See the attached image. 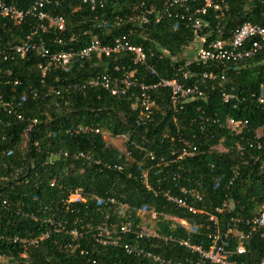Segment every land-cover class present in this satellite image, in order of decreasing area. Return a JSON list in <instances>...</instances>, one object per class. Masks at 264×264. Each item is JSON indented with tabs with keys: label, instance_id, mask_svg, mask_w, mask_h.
Instances as JSON below:
<instances>
[{
	"label": "trees",
	"instance_id": "trees-1",
	"mask_svg": "<svg viewBox=\"0 0 264 264\" xmlns=\"http://www.w3.org/2000/svg\"><path fill=\"white\" fill-rule=\"evenodd\" d=\"M34 1L0 0L16 9H25ZM167 1L95 0L96 6L90 10L81 0H60L58 6L47 7V12L50 16L64 18L62 45L53 43L55 35L51 29L45 34L37 32L32 40L40 41L52 53L70 48L82 49L92 37L102 45L125 37L131 44L143 48L146 63L152 65L157 73V76L148 75L138 67L137 78L147 84L154 83L158 77L172 75L170 64L176 66L183 62V57L190 58L184 54L192 41L190 29L185 22L163 18L144 30L136 21L129 19L138 15L141 2L146 8L162 10ZM225 1L228 12L223 19H214L212 10H207L202 17L206 26L201 34L207 41L227 39L243 23L264 26L261 17L264 0ZM36 24L34 18H27L17 26L0 17V48L21 44ZM69 38L72 40L68 41ZM130 57L111 55L97 59L92 56L64 70H51L42 82L37 66L44 64L46 59L35 51H30L22 59L0 61V94L5 100L19 104L16 109L22 116V120H18L13 115L0 114V233L21 238L42 234L46 226L24 215L28 212L40 214L44 207L61 209L60 217L64 218L66 229L80 230L77 248L66 246L70 241L66 234H52L36 246L27 248L24 259L20 257L23 250L18 245L0 242V251L11 257L9 264H154L148 259L125 253L123 243L139 245L174 262L192 264L196 260L195 254L178 244L157 239L136 241L132 236L123 235L116 246L100 245L94 240V229L102 223L125 222L128 216L135 226L140 227L142 218L134 213L146 208L157 214L153 226L157 233L206 247V237L212 225L167 203L160 190L176 194L179 187H194L203 192V201L210 207L224 199L232 201L234 208L218 216L221 229L229 216H247L264 204V169L260 170L264 159V107H257L250 98V94L257 91L258 84L264 82V52L247 60L238 74L230 70L226 72L225 87H232L238 101L221 102L217 90L224 83L220 81L203 86V99L183 106L176 115L181 136L189 140L194 135L205 143L192 142L198 146L195 157L157 167L155 163L160 157L169 159V153L180 147L176 141L170 140L175 136V128L171 123L167 91L154 92L155 108L151 119L140 125L136 121L137 111L132 107V98L109 96L98 87L87 86L98 74L117 75L113 70L115 66L131 69ZM7 70L10 71L8 77L5 76ZM190 70L198 75L208 69L192 64ZM13 78H17L20 85L6 83ZM178 79L181 81L180 76ZM82 84L86 85L85 88L81 87ZM68 85L74 88L65 91L64 87ZM30 89L39 93L48 89L59 93L50 92L46 97L32 99L28 94ZM22 96L24 100L20 102ZM198 110L219 118L246 121V125L239 136H230L226 130L212 124L206 125L205 130L199 133L196 123ZM32 120H35L34 124ZM79 126L98 127L112 138L122 137V148L129 157L117 147L106 145L101 134L76 131ZM257 132L260 134L257 140L261 144L260 150H244L240 156L235 150L238 139L251 140ZM215 146L223 150L218 152L214 150ZM78 153L97 160L99 164L80 158ZM148 153L155 157L154 161L148 160ZM51 155H56L55 159L48 163ZM249 155L258 157L257 161L253 162ZM104 164L118 165L121 169L107 170L102 166ZM16 169H21V173L14 177ZM144 170H147L148 182L157 191L156 195L140 183ZM232 170L237 174L233 175ZM51 181L53 186L49 185ZM75 188L82 189L86 203L66 205L67 192ZM94 196L102 199L111 197L124 203L128 211L120 216L115 207L97 206L92 199ZM3 201H6L5 206L1 205ZM208 210L212 211V208ZM163 216L184 219L189 225L194 224L195 231L190 233ZM263 257L264 231L252 233L245 243V253L234 255L232 260L236 264H258Z\"/></svg>",
	"mask_w": 264,
	"mask_h": 264
},
{
	"label": "built area",
	"instance_id": "built-area-1",
	"mask_svg": "<svg viewBox=\"0 0 264 264\" xmlns=\"http://www.w3.org/2000/svg\"><path fill=\"white\" fill-rule=\"evenodd\" d=\"M59 1L60 0H35L25 9H16L11 5L0 2V17L8 19L14 25H21L27 18H34L37 21V24L29 31L21 44L0 48V61H13L16 58L22 59L30 51H35L42 58L46 59L44 64H39L37 66L40 82H42L51 70L57 68L64 70L70 65L87 61L92 56L99 59L100 57L108 58L111 55H130L131 57L129 60L131 62V69H125L123 67L118 68L115 66L113 70L118 73L117 75L98 74L87 83V86L98 87L109 96H129L132 98L134 101L132 107L137 111L136 121L140 125H145L151 119V114L155 108L154 92L157 90L167 91L171 123L175 128V136L170 140L176 141L180 147L169 153L171 154L169 159L160 157L158 162L155 163L156 167L159 166V164L170 165L195 157L198 152L196 147L198 146L193 145L192 142L205 143L203 142L204 140L195 138L194 135H192L189 140L181 136L176 115L183 109V106L186 103L203 99V86L220 81L224 83L223 86L219 87L217 90L221 102L230 103L231 101H238L239 99L234 95L232 87L228 89L225 87V82L227 80L226 72L230 70L238 74L240 68L245 65L247 60L264 52V26L243 23L233 30L227 39L222 40L207 41L206 37L201 34L202 28L206 26L202 17L206 15L207 10H212L214 12V19L216 20L225 17L228 12V4L225 0H168L162 10L146 8L144 3L141 2L138 15L134 19L130 18L129 21H136L138 25H141L143 29L146 30L147 26L150 24H157L163 18H172L185 22V26L190 29L192 35V41L184 51V54L186 51H191V57H183V62L176 66L170 64L169 68L172 73L170 77H158L154 83L147 84L137 78L136 68L140 67L148 75L152 76H157V73L152 65L146 63V54L143 48L131 44L125 37L115 38L108 45H102L95 37H92L88 44L82 49L73 50L70 48L68 51L52 53L49 52L40 41H33L32 37L35 36L37 32L45 34L51 29L55 35L53 43L62 45V36L65 31L64 18L57 15L50 16L47 12V7L58 6ZM81 3L88 5L90 10H93L96 6L95 0H81ZM261 17L264 19V10L261 12ZM71 40L72 38L68 39V41ZM192 45H194L193 50H189ZM158 57L160 58V56ZM176 61L177 60L174 62ZM192 64L204 66L208 70L197 75L190 70ZM5 76H10L9 70L5 72ZM179 76L181 81L178 79ZM187 80H191V82L185 84L184 82ZM6 83L12 86L20 85V81L17 78L8 80ZM85 86V84L81 85L82 88H85ZM70 87L74 88V86L68 85L64 87L65 91H68ZM50 92L55 94L59 93V91L54 92L49 89L39 93L30 89L28 94L32 99H37L38 97L48 96ZM250 98L253 99L257 107H264V82L258 84L257 91L251 93ZM23 100L24 96L20 98V102ZM240 100H242V98ZM17 107H19V104L15 105L12 101L5 100L3 95L0 94V114L13 115L16 119L22 120L21 114L16 109ZM198 111L199 115L197 116L196 123L198 124L197 128L199 133L205 130L206 125L212 124L226 130L230 136H239L246 125V121L234 120L229 117L219 118L215 114L206 115L203 110ZM32 123L34 124L35 120H32ZM26 131L28 132L29 128H27ZM76 131L80 133L101 134V137L108 146H114L113 140L115 139H122V142H124L122 137L112 138L107 132L100 130L98 127L79 126ZM107 138L108 140L106 141ZM259 138L260 134L258 132L255 133L251 140L239 138L235 144L236 152L240 156H243L244 150H260L261 144L257 141ZM34 146H36V144H34ZM119 150L129 157L128 153H126L123 148ZM214 150L221 152L223 149L220 146H215ZM63 155L65 156V154ZM55 156L56 155H51L48 159V163L53 162ZM77 156L85 158L93 164H99L97 160H92L83 153H78ZM249 156L253 162L258 159V157ZM148 160L154 161L155 157L151 153H148ZM102 166L107 170L121 169L118 165L104 164ZM210 167L212 168V166ZM262 169H264V159L260 165V170ZM20 173L21 169H16L13 176L16 177ZM232 173L233 175L237 174L234 170H232ZM139 180L147 191H151L154 195L157 194V191L153 190L148 182L147 170L141 173ZM0 181H2V179ZM229 183H231V181ZM53 184V181H51L49 185L53 186ZM160 195L167 203L192 216L199 217L212 225V230L206 237L208 243L206 247L201 243L192 245L188 240L172 236H163L155 230L150 231L142 227H137L130 220L129 216L125 222H119L117 224L102 223L96 226L93 234L95 242L100 245L111 244L116 246L119 237L123 235L132 236L136 241L157 239L161 242L169 241L188 249L190 253L196 256V260L192 264H236L232 260V257L245 253V243L249 236L254 232L264 231V204L259 205L255 212L247 216H229L223 229H221L218 216L234 208L235 203L232 201L224 199L218 205L210 207L203 201V192L196 190L194 187H179L176 194L169 190H160ZM92 199L97 206L107 205L108 209L115 207L120 216H124L128 211V207L124 203L116 202L111 197L102 199L94 196ZM86 200L87 198L84 196L82 189L75 188L67 192L64 203L66 205L72 203L84 204ZM1 205L5 206L6 201H3ZM208 208H212V211H209ZM61 213L62 210L55 207H44L40 214L32 212L25 213L24 216L29 217L31 220L41 221V223L46 226L45 231L31 238H21L16 235H5L0 233V242L7 241L11 244L18 245L23 250L20 254V257L23 259L26 257L25 251L27 248L36 246L39 242L48 239L52 234H66L70 240L66 246L71 249L77 248L78 241L80 240V230L75 228L67 230L64 218L60 217ZM144 214H147L153 221L157 218L155 212L148 211L146 208L138 209L134 213L135 216L141 218ZM163 217L178 224L190 233L195 231L194 224L189 225L184 219L172 216ZM239 227L242 229H239ZM122 249L128 255L148 259L154 264H181L180 262H174L157 254H153L136 244L123 243ZM10 258V256L0 251V264H9ZM258 264H264V257Z\"/></svg>",
	"mask_w": 264,
	"mask_h": 264
},
{
	"label": "rangeland",
	"instance_id": "rangeland-1",
	"mask_svg": "<svg viewBox=\"0 0 264 264\" xmlns=\"http://www.w3.org/2000/svg\"><path fill=\"white\" fill-rule=\"evenodd\" d=\"M193 48H194V45H192L189 50H193ZM186 53L188 54L187 55L188 57H191V51H186L185 54ZM107 140H108V138L106 139V141ZM113 143H114V147H117L118 149L122 150V139H120V140L115 139V140H113ZM153 226H154V221L151 220L147 214H144L142 216V221H141L140 227L145 228V229L150 230V231H153V230H155Z\"/></svg>",
	"mask_w": 264,
	"mask_h": 264
}]
</instances>
